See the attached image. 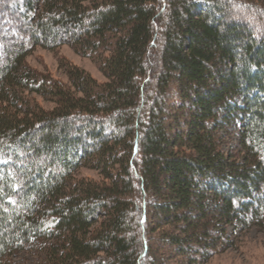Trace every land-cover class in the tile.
Wrapping results in <instances>:
<instances>
[{"label": "trees", "instance_id": "1", "mask_svg": "<svg viewBox=\"0 0 264 264\" xmlns=\"http://www.w3.org/2000/svg\"><path fill=\"white\" fill-rule=\"evenodd\" d=\"M0 161V264H205L264 224V0H0Z\"/></svg>", "mask_w": 264, "mask_h": 264}, {"label": "rangeland", "instance_id": "2", "mask_svg": "<svg viewBox=\"0 0 264 264\" xmlns=\"http://www.w3.org/2000/svg\"><path fill=\"white\" fill-rule=\"evenodd\" d=\"M70 63L85 69L98 82L106 81L105 76L99 69L98 63L90 58L78 54L70 45H63L55 50H48L43 47L36 48L28 57V63L35 69L48 72L57 79L68 82V78L61 63ZM46 108H52L49 102H43ZM237 140L231 144L236 145ZM82 175L97 178L96 171L88 169L81 170ZM227 234L235 240L234 245L212 256L205 264H264V224L251 226L243 229L242 225L236 224L227 228ZM16 259V258H15ZM20 261L22 258L19 259ZM17 259V261H19Z\"/></svg>", "mask_w": 264, "mask_h": 264}, {"label": "snow or ice", "instance_id": "3", "mask_svg": "<svg viewBox=\"0 0 264 264\" xmlns=\"http://www.w3.org/2000/svg\"><path fill=\"white\" fill-rule=\"evenodd\" d=\"M0 162L6 163V161H0Z\"/></svg>", "mask_w": 264, "mask_h": 264}]
</instances>
